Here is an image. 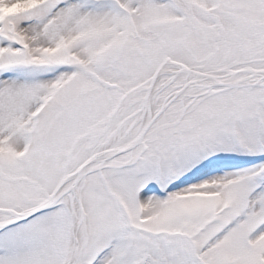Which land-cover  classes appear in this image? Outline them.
Wrapping results in <instances>:
<instances>
[{"label": "snow or ice", "instance_id": "snow-or-ice-1", "mask_svg": "<svg viewBox=\"0 0 264 264\" xmlns=\"http://www.w3.org/2000/svg\"><path fill=\"white\" fill-rule=\"evenodd\" d=\"M0 264H264V0H0Z\"/></svg>", "mask_w": 264, "mask_h": 264}]
</instances>
